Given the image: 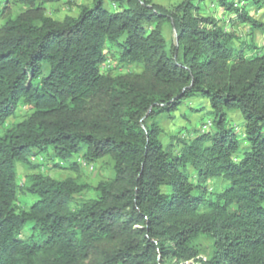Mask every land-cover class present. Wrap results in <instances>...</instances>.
Instances as JSON below:
<instances>
[{"label": "trees", "instance_id": "obj_1", "mask_svg": "<svg viewBox=\"0 0 264 264\" xmlns=\"http://www.w3.org/2000/svg\"><path fill=\"white\" fill-rule=\"evenodd\" d=\"M63 1L0 0V264H264L262 48L237 44L203 13L206 0H92L62 21L45 14ZM10 2L25 12L5 16ZM212 3L229 23L263 27L249 8L264 0ZM107 46L141 72L103 73ZM196 99L208 101L211 126L164 145L159 119ZM49 151L64 162L109 157L115 177L92 187L32 174L18 185L17 164L36 172L32 159ZM91 190L95 199L71 204ZM19 191L37 198L27 210Z\"/></svg>", "mask_w": 264, "mask_h": 264}, {"label": "rangeland", "instance_id": "obj_2", "mask_svg": "<svg viewBox=\"0 0 264 264\" xmlns=\"http://www.w3.org/2000/svg\"><path fill=\"white\" fill-rule=\"evenodd\" d=\"M69 0H64L58 4H49L45 6V14L56 20L62 21L68 14H77V6L90 5L92 0H73L74 6L71 7L68 4ZM154 4L160 5L166 9H172L175 5L181 2V0H150ZM6 7L4 10L5 16H16L25 12V8L20 5L9 3L2 5ZM203 13L208 16H213L221 22H225L228 29L235 32L239 40L237 44L246 43L250 45H256L258 48H262L259 52L264 51V7L259 12L256 9L249 8L250 15L255 21L262 24V28L253 29L250 24H242L238 21L229 23V20L233 19L232 13L225 12L222 8L217 7L212 3V0H206L204 2ZM105 7L112 11H115V6L106 2ZM73 8V9H72ZM2 20L0 19V25ZM166 38L169 45L175 43V33L170 26L166 27ZM253 52V50H250ZM108 61L102 65V72L105 74H111L113 76L129 75L132 73H140L141 69L133 68L127 69L122 66L115 54L110 51L109 46L106 48ZM21 117L26 114L27 109H20ZM228 125L236 129L240 139L244 137V121L239 112L228 113L227 116ZM161 135L160 139L164 145H169L175 138L182 135L185 138L191 137L190 132L195 129L205 130V126H209L213 123V117L211 115V109L207 100L196 99L191 100L181 107L172 118L163 116L159 119ZM247 147V142H243V148ZM34 164L41 165L40 169L36 172H30L26 169L24 164H17V182L18 185H23L29 175L43 174L50 176L54 179L65 180L74 179L79 183H84L92 187H96L101 181L111 180L115 177L114 162L111 158H105L94 163H87L82 156H75L69 162H64L57 158H53V152L49 151L45 157L37 156L32 159ZM56 165H60L56 167ZM62 167V168H61ZM193 171L192 169L190 170ZM226 184L224 182H213L212 186L215 189H221ZM97 197V192L94 190L86 191L81 195L75 197L72 200V205L80 204L83 201L93 200ZM37 198L25 191H19L17 206L19 210H27L31 207ZM31 235V225H28L22 232L21 238L26 240ZM204 247L207 246V242L202 241Z\"/></svg>", "mask_w": 264, "mask_h": 264}, {"label": "built area", "instance_id": "obj_3", "mask_svg": "<svg viewBox=\"0 0 264 264\" xmlns=\"http://www.w3.org/2000/svg\"><path fill=\"white\" fill-rule=\"evenodd\" d=\"M211 126V124L209 126H205L204 129H208Z\"/></svg>", "mask_w": 264, "mask_h": 264}]
</instances>
